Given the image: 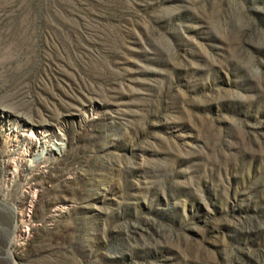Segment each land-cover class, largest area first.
Listing matches in <instances>:
<instances>
[{"label":"rangeland","instance_id":"374dc122","mask_svg":"<svg viewBox=\"0 0 264 264\" xmlns=\"http://www.w3.org/2000/svg\"><path fill=\"white\" fill-rule=\"evenodd\" d=\"M0 117V264H264V0H0Z\"/></svg>","mask_w":264,"mask_h":264},{"label":"bare ground","instance_id":"6f19581e","mask_svg":"<svg viewBox=\"0 0 264 264\" xmlns=\"http://www.w3.org/2000/svg\"><path fill=\"white\" fill-rule=\"evenodd\" d=\"M4 126H5V122H2L0 117V130L1 129L3 130ZM17 134L18 133H12L11 136L13 137L10 138L12 140H16V138H18ZM20 136L22 138L20 145L23 146V151L21 153V157L19 158V160L15 161L16 162L14 166L15 169L13 171L15 174L19 172L23 173L25 178L27 179L34 176L36 172L44 168V166L47 165L48 162L51 160V158H53L56 154L63 153L66 147V143L64 139L53 140L54 138L53 137L51 138L50 135L46 132H42L39 136L33 135L32 138H28L26 137V135H20ZM11 181L12 179H10V182ZM37 198H38L37 191L29 193L28 207H25V209H23L22 211L23 213H18V214L21 217L26 218L28 212H30L28 210H30V208L36 203ZM27 229L28 228L25 227L24 230L20 232L18 229H16V232L20 236H25L27 234V232H25Z\"/></svg>","mask_w":264,"mask_h":264},{"label":"built area","instance_id":"2783aa9c","mask_svg":"<svg viewBox=\"0 0 264 264\" xmlns=\"http://www.w3.org/2000/svg\"><path fill=\"white\" fill-rule=\"evenodd\" d=\"M18 234V233H17ZM16 237H21L20 235H15L14 237H13V241H12V243L15 245L16 243H17V238Z\"/></svg>","mask_w":264,"mask_h":264}]
</instances>
